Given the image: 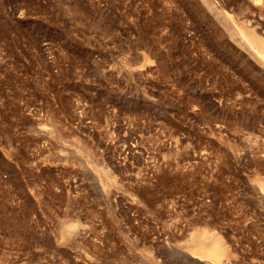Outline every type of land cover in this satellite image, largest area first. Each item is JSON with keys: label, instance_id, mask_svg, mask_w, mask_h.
<instances>
[{"label": "rangeland", "instance_id": "374dc122", "mask_svg": "<svg viewBox=\"0 0 264 264\" xmlns=\"http://www.w3.org/2000/svg\"><path fill=\"white\" fill-rule=\"evenodd\" d=\"M256 39L264 0H0V264H264Z\"/></svg>", "mask_w": 264, "mask_h": 264}, {"label": "bare ground", "instance_id": "6f19581e", "mask_svg": "<svg viewBox=\"0 0 264 264\" xmlns=\"http://www.w3.org/2000/svg\"><path fill=\"white\" fill-rule=\"evenodd\" d=\"M240 31L239 33L244 37L245 41L253 44L254 38L251 36V34L244 32L241 29ZM233 32H236V29H233ZM256 40L259 44L258 48L256 49V53L260 57V59H262L261 61L264 64V40ZM261 183L262 188L264 189L263 181ZM205 229L206 228H204V230L202 229L203 231L201 233H197L194 235L193 248L190 249H193L192 251L195 254L198 253V255H200L199 257H207L209 259V261H207L210 262L209 264H223L224 257H227L229 255L228 246L225 245L224 240L216 232L212 230L208 231Z\"/></svg>", "mask_w": 264, "mask_h": 264}]
</instances>
